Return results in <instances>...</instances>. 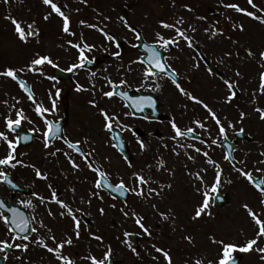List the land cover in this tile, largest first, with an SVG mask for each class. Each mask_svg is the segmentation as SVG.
Wrapping results in <instances>:
<instances>
[{"label": "rangeland", "instance_id": "obj_1", "mask_svg": "<svg viewBox=\"0 0 264 264\" xmlns=\"http://www.w3.org/2000/svg\"><path fill=\"white\" fill-rule=\"evenodd\" d=\"M60 3L67 4L72 13L70 16L71 30L76 33L75 37L63 32V21L59 16L53 14L48 21L43 19L46 12L51 11V9L43 5L42 0H8L7 3L0 0V70L9 66L22 67L30 62L37 53L51 55L59 62L60 68L67 69L70 46L66 42L68 40L77 41L81 33L98 32L82 26L79 23L81 20L89 24H107L109 32L124 35L129 31L119 19L123 16L140 31L150 32L153 35L156 32H161L167 37L174 35V33L162 28L160 21L172 23L182 16L185 20L183 25L185 29H189L190 25L197 29L194 33L189 30V35L202 49L201 56L206 57V61H200V67L194 68V63L199 60L187 51L176 50L174 54L175 67L183 71L187 79L197 75V85L191 84L190 87L194 95L204 99L218 114L222 117L226 116L236 124L235 130L228 129L230 140H233L235 133L241 127L244 129L249 141L238 144L235 151L236 160L245 161L247 165L245 170L252 171L254 176L264 175L255 171L256 168H264V164L257 163V161L264 160V155H261L264 153V120H261L260 114L255 111L257 107L264 108V94L260 93V74L264 72V66H262L264 61L260 59L259 55L260 52L264 51V23L253 20L234 9L222 6L223 4L235 3L242 8L253 11L247 0H88L87 4L81 3L80 0H60ZM255 3L264 8V0H255ZM184 5H189L193 11H187ZM76 9L79 11L77 12ZM9 16L23 21L25 26L27 23L35 21V26L39 28L40 35L31 38L27 44L21 42L15 33L14 25L7 19ZM104 17H111V20H105ZM197 17H206V19L201 20ZM234 22L236 24L242 23L244 31L234 30L232 26ZM206 28L222 29L223 35L211 37L210 32H205ZM186 46L181 41L178 49ZM247 49H251L255 55L248 56ZM228 52L232 53L231 57L225 56V53ZM180 58L183 59V63L179 60ZM206 62L216 66L217 75L209 74ZM53 69V67L45 65V72L48 76L54 75ZM237 70L241 74L239 77L235 75ZM199 75H202L203 78L200 79ZM221 77L239 83L238 98L230 104L224 103V97L228 95V92ZM22 78L26 79L35 94H38V101L41 100L42 96L49 95V90L54 95L56 89H60V95L67 93V83L55 82L47 79L46 76L34 73H27ZM186 78L184 79L186 80ZM11 81L9 78L0 77V113H3L0 115V130H4L3 117L8 114V107L3 101L7 100L8 104L11 105L15 103L13 97L22 101L16 107L23 108L26 115L34 122L25 121L23 129L29 130L38 127L36 118L38 116H34L33 104L25 95L21 94L19 88L15 87ZM160 82H162L161 79ZM177 96L176 92H171L173 99L169 101L170 109L176 107L178 110L180 101L184 102L183 98ZM44 106L50 107L48 104ZM112 106L106 102V107L109 110ZM240 111L247 113L242 123L239 122ZM194 112L192 118L177 117L175 119L178 124L184 127L188 126L192 119L203 118L207 115L200 105L194 107ZM176 114L178 113L174 112V115ZM124 116L122 121L127 123L128 118L126 119ZM13 118H15L14 113ZM209 125L213 136H215L218 129L210 120ZM225 126L227 127V125ZM160 128L164 131L163 138L155 140L154 147L149 152V157L153 158L154 162L151 159V167H146V172H148H144L146 176H152L155 183H152L151 187L157 188L160 195L147 200L135 196L128 203L130 209L144 217V223L150 227L152 236L143 234L133 218L124 217L120 211L124 207L123 204H118L100 193L104 200L92 198V204L89 207L87 203H81L82 197L76 193L75 200L72 199L71 202H75V207L82 208L92 222L90 227H85L86 236L81 233L79 240H75L73 236L74 244L66 248L67 253L76 260V264H89V260L82 259L89 253L98 258L102 257L106 250V244L112 245L114 250L112 259L116 264H167L163 255L156 252L155 248L152 247L153 245L169 250L173 264H195L198 259L202 260L203 264H208L209 260L216 261L221 254L220 244L212 242L213 236L217 241L224 240L237 244H243L246 240L254 238L257 226L243 205L247 203L254 211L264 213V203H261L260 192L245 177L235 171L229 162L224 160L225 152L221 147H214L210 155L223 168L219 192L226 194L229 201L225 207L216 208L212 199L211 207L208 209L211 215L205 214L198 219H193L195 209L204 199V192H208L209 196H214V193L211 192V185L214 182L216 170L213 166L206 164L203 156H198L196 161H191L179 149L177 150L180 151V155L176 156L172 151L175 144L170 139L174 134L170 123ZM188 142L191 143L192 141ZM166 144L168 147H165ZM5 145H0V152L5 148ZM197 146L204 147L199 144ZM35 150L36 148L33 147L31 150L24 151L26 163L34 164L36 167L44 165L45 169L48 170L50 163L46 161L49 159L46 156V151H44L45 154L34 156L32 152ZM189 151L191 152L190 149ZM98 153L105 157L107 166L103 165V168L110 172L114 181H117V177L122 175L129 183L132 173L138 171V166L131 168L126 166L109 149L102 152L96 151V154ZM191 154L197 155L195 152H191ZM160 159L165 161L166 168L159 169L157 167V162ZM39 163L41 164L38 165ZM242 166V164L237 165V167ZM205 167L208 169L207 172L202 171ZM196 172H201V175L204 176L203 184L195 178ZM93 184L92 179L90 183H84V200L91 198L90 191H95ZM168 184L172 185L170 189L166 186ZM160 185H164L162 190ZM79 186H82L81 182L75 187L76 191H78L77 187ZM197 188L200 191H197ZM60 189V186L56 187V190ZM112 204H115L116 207L112 208L110 206ZM152 205L156 207L153 208ZM53 206L55 207V205ZM100 207L106 209V214L103 216L98 211ZM160 213L168 214L169 219L164 220ZM56 217L60 222L61 217L58 213ZM261 218L264 219V215ZM72 227L66 223V226L60 227L63 229L59 233L63 235L65 232L72 234ZM89 229L91 232L103 235L104 244L93 240L89 235ZM125 231L136 233L143 238L139 257L135 256L126 245L120 242L124 239L123 233ZM188 236L192 237L191 242L185 239ZM117 237H120V240ZM258 247H264V237H261ZM159 255L161 256L159 257ZM234 256L241 257L240 264H264L260 254L255 251L236 252Z\"/></svg>", "mask_w": 264, "mask_h": 264}, {"label": "snow or ice", "instance_id": "obj_2", "mask_svg": "<svg viewBox=\"0 0 264 264\" xmlns=\"http://www.w3.org/2000/svg\"><path fill=\"white\" fill-rule=\"evenodd\" d=\"M5 3L8 0H4ZM81 3L87 4L88 0H80ZM43 5L49 7L51 11L46 12L43 19L48 21L53 14L59 16L63 21L62 30L64 33L75 37L76 33L71 30V19L68 14V5L61 4L60 0H42ZM248 5L253 9L250 11L246 8L240 7L239 4L230 3L223 4L222 6L225 8L234 9L236 12L242 13L247 17L259 21L260 23H264V8L259 7L255 0H247ZM185 9L189 12L193 11V9L189 5H184ZM78 12L79 9H76ZM257 13H260L259 15ZM102 15V14H101ZM14 25L15 33L18 39L27 44L29 43L31 38L38 37L40 35V30L35 26L36 22L33 21L31 23H27L26 26L23 21L16 19L15 17H7ZM105 20H111V17H104ZM120 21L123 23V26L128 29V31L132 32L137 43L132 44V47H139L141 44L147 49L150 53L147 58V63L143 59H138L136 61H132V63H140L144 64L142 69V80L139 85V88L156 92L160 90L161 84L159 83L160 79L165 77L172 80V83L181 93V95L185 96L188 100L192 101L195 104L200 105L207 115L203 118L196 117L192 119L191 123L188 126L182 127L176 121L175 117H172L169 121L173 135L170 139L174 142L175 147L172 151L176 156L180 155V151H183L187 158L191 161H196L198 156H203L205 158V162L207 165H211L216 170V175L214 178V182L211 185V192L217 194L216 196H209L208 192H204V199L202 203L195 209V214L193 219H198L202 215H211V212L208 209L211 207V200L218 198L219 188L221 185V177L223 175V168L219 162H217L212 155H210L211 150L214 147H221L223 142L228 139V129H236V124L229 120L226 116L222 117L212 106L205 102L204 99L194 95L191 91L182 86V81L179 80V73L175 68L172 67L171 64L167 62L165 58L161 56V52L158 49L167 50L169 46H175L179 48L181 41H183L188 48H195L196 42L194 38L189 35V30L191 32H196L195 26L190 25L189 29H185L183 25L185 24L184 18L181 16L176 19L174 22L169 23L166 21H160V26L164 29H168L174 33L172 36H165L161 32H156L154 34L153 40L151 43L145 42V37L142 31L138 30L135 26H133L125 17H119ZM197 19H206V17H197ZM82 26L94 29L101 33L105 38V41L108 44H114L117 51L113 52L112 55L121 59V52L119 51L121 45L119 43V38L110 33L107 30V24L103 23H95L89 24L84 20L79 22ZM233 29H238L239 31H244V25L233 23ZM205 32H210L211 37H216L217 35H223L222 29H205ZM71 48H75L77 50V58L76 62L70 64L66 71L68 72H76L79 69H84L86 64H92L93 59L87 55V53L93 52L97 45L94 43H89L88 40L84 37L83 33H81L80 37L77 41L68 40L66 42ZM103 47V45H102ZM105 51H108V48H104ZM248 56H254L255 53L252 52L251 49H247ZM232 53H225V56L231 57ZM238 55V53H237ZM260 59L264 61V51L260 52ZM200 61H206V57L200 56L199 61L194 63V68L200 67ZM223 62V60H221ZM45 65L51 66L53 68H59V62L55 60L51 55L45 54L41 55L39 53L30 60L26 65L22 67H13L9 66L3 70H0V77L9 78L12 81H15L20 89L27 95L28 100L34 106V111L37 116L41 118L44 123V129L41 130L38 127H33L28 131L30 133H41L42 142L45 149H50L53 147L55 140L60 139L63 140L67 149L71 150L77 154L87 165L88 169L94 173H96L97 179L94 181L95 191H90V197L87 200L81 199V203H87L89 207L92 204V198L99 199L101 201L104 200L103 195H101V191L103 189L109 190V195L112 193L118 194L119 197H126L129 194L135 195L137 197L143 198L145 200L152 198L153 196H159L160 191L157 188L151 187L152 183H155L151 175H145L143 169L134 171L132 173V184L131 186L126 182L124 176L120 175L117 177V182L113 183L111 181V174L109 171L103 168V166H97L96 160L94 159L96 148L92 147L90 151L85 152L81 145L89 143L87 139L84 140H71L65 136H62V129L58 122L50 119V115L53 114L57 109L56 99L53 98V93L49 90V99L51 100V107H46L41 101H38L35 95L34 90L29 87L28 81L23 79V75L27 73H34L40 76H46L47 79L56 81L57 78L55 76H48L45 72ZM264 66V65H262ZM209 74L214 75V70L212 68H208ZM237 77L241 74L237 70L235 73ZM96 76L95 72L90 74V80ZM105 83L108 85V91H102V95L105 98L111 100L114 96H120L123 98L132 99L127 96L126 92L117 91L118 88L121 87H131L128 83L127 79H120L119 82L114 81L110 76L103 77ZM224 85L227 88L228 95L224 97V103L230 104L236 98H238L239 83L238 81H234L232 79H225L221 77ZM91 88L95 89L94 81L91 84ZM89 88H85L84 85H81L77 82L76 91L77 92H87ZM260 93L264 94V72L260 74ZM60 89H56L55 96L59 97ZM256 95V93H253ZM15 103L9 105L8 101L5 100L3 103L8 107V114L4 115V130H0V145L6 144L7 150L6 154L0 156V183H6L11 185L13 188L18 187L17 184L13 182V178L11 174L7 171V169H16L17 166L22 167H31L34 172L36 178L40 180L47 181L49 179L48 173L46 171H42L39 167H36L34 164H27L23 160L18 159L17 149L21 145V142H27L32 139L30 135H21L18 130L21 129L22 124L27 121L28 123H34L30 117H28L23 108H17L16 105L22 103V101L17 98H12ZM89 103L93 107H97V101L92 99ZM135 107L137 109L143 110L145 106H151L155 108L156 102L152 96H140L135 98ZM100 115H102L104 119V129L110 134L113 133L114 128H120L121 132L130 130L129 125L124 124L120 116L115 113H109L105 108H100ZM256 112L260 114V119L264 120V108L257 107L255 109ZM13 113L15 118H13ZM3 115V113H0ZM124 115H129V113H124ZM131 115L135 116V113H131ZM247 116V113L244 111H240V119L239 122L242 123L244 118ZM209 120L214 122L218 132L215 136H213L211 126L209 125ZM227 125V127L225 126ZM239 133H243L244 129L241 127ZM206 137V138H205ZM112 140H115L117 143L112 144L113 147H116L119 144V147L123 148V141L120 136V133H117L114 137H111ZM188 141H192L189 143ZM197 142L204 147H198ZM137 143L140 146L142 151L147 150L146 143L137 137ZM165 147H168L166 144ZM179 149L180 151H178ZM195 152L197 155H192L191 152ZM232 146L228 145V151L224 155V160L231 163L235 171L239 172V174L245 177L249 183H251L257 191L261 194V203H264V175L254 176L252 171H246V162L245 161H234V157L232 154ZM65 156V158L69 161L72 168L80 171V164L73 159L71 153L69 151H63L61 148H56L55 151L49 153L51 156H56L57 153H61ZM264 155V153H261ZM124 160L128 163V166L131 168L132 164L127 156H124ZM258 164H264V160L257 161ZM237 164H242V167H237ZM157 167L159 169L166 168V163L163 159H160L157 162ZM203 172H207V167L202 169ZM255 171L257 173L264 174V168H256ZM195 178L201 183H204V176L201 175V172H196L194 174ZM231 183V181H229ZM169 189L172 187L171 184L166 185ZM164 185H160L161 190ZM48 188L51 190L50 197H45L39 193L33 192L32 196L39 200L40 204L49 205L56 204L59 206L61 211L58 215L63 218H71L73 222L72 234L64 233V237L62 239H57V236L54 234L53 229L45 223L43 218L37 219L36 216H25L18 208H9L8 212L11 213V216L5 214L4 212H0V223H3L4 227L7 230L6 238L0 239V253H3V259L7 260L8 253L12 249L19 250L22 253H27L29 251L30 245H37L43 249H45L48 253L52 254L58 264H76V260H74L71 254H65L66 247L72 246L74 244L73 236L75 240H79L81 238V225H82V216L87 215L84 213L82 208H73L72 204L69 201L60 198L58 191L53 189L52 184H48ZM197 191H200L197 188ZM71 192L73 193V200H75L76 189L72 188ZM113 199H117V196H112ZM21 204H25L26 206L32 207L35 209L37 205L33 203L31 199L24 201H20ZM112 208H115L116 205H110ZM155 208V205H152ZM244 209L247 211L248 215L251 217L254 224L257 226L255 231L254 238H250L246 240L243 244H237L235 242H226L224 240L217 241L216 238L212 237L213 243H218L221 246V254L218 256L216 261L209 260L208 264H237L234 253L236 252H257L260 254V258L264 260V247H258L261 237H264V219L261 218L264 213H258L250 207L249 204L245 203L243 205ZM0 208H7V205L4 200L0 199ZM127 209V210H126ZM99 213L101 216L106 214V209L104 207L99 208ZM125 218H133L135 224L142 230L143 234L151 237L152 231L150 227L146 226L144 223V217L134 210L130 209L127 204V200L124 201V207L120 209ZM48 215L50 217H54V213L51 208H47ZM80 214V215H78ZM164 220L169 219V215L166 213H160ZM31 226V227H30ZM35 233L36 238L32 239L30 235H21L23 233ZM89 235L93 240L99 241L101 244H104V237L101 234H97L91 232L89 229ZM137 235L136 233L125 231L123 233L124 239L120 240V237H117L118 240L137 257L140 256V253L136 246L131 241V237ZM190 242L192 241V237H185ZM20 241V242H17ZM49 241L51 243H49ZM155 248L156 252L161 253L165 258L167 264H173V258L170 255L169 250H165L163 248L157 247L156 245L152 246ZM106 250L104 251L102 257H97L91 253L89 255L82 257V259H86L90 261V264H115L113 261V247L111 244L105 245ZM16 259H22L21 256H17ZM156 259V257H153ZM195 264H203L202 260H196Z\"/></svg>", "mask_w": 264, "mask_h": 264}, {"label": "flooded vegetation", "instance_id": "obj_3", "mask_svg": "<svg viewBox=\"0 0 264 264\" xmlns=\"http://www.w3.org/2000/svg\"><path fill=\"white\" fill-rule=\"evenodd\" d=\"M142 32L145 37V42L151 43L154 35L150 32ZM85 34L86 36L84 37L87 38L89 43H94L97 45L93 52L87 53V55L93 59L94 65L96 67L91 70L79 69L76 72H72V78L69 81H63V83H67V93L65 95H59V97H56L53 94V98L56 99L57 102V109L53 114L50 115L49 118L59 123L62 129V136H65L73 141L87 139L89 143L81 145L85 152L90 151L92 147H95L97 152H102L106 149H109L111 152L115 153V156L118 157L119 160L128 166L117 147L112 146V144L116 142L115 140H112L111 137H114V134L116 135L117 132H121L120 128H114V131L110 136V134L104 129V119L102 115H100L99 109L102 107L109 111V113H115L119 115L121 121L123 119L124 113H129V115H125L126 119L128 118V121L124 124L129 125L130 130L121 132L122 139H124L125 143L130 149V152L132 153V167L138 166V170L143 169V172H146V167L150 168L153 161V158L149 157V152L154 147L155 140H161L163 138L162 134L164 131L161 130L160 127L168 124L170 117L192 118L195 114L194 107H197L198 104L193 103L185 96L181 95L172 81L167 77L161 79L162 82L159 81L161 88L156 92L148 91L142 88L138 90L142 80V69L144 64L132 63V61L143 59L146 56L147 49L142 44L135 48L131 46L132 44L137 43L132 32L129 31L124 35L113 33L120 39L119 43L121 47L119 51L121 52V59H117L112 55V53L117 51V49L114 44H108L101 33H83V35ZM91 35H93V37H91ZM182 43L186 45L183 41ZM104 48H108V51H105ZM160 50L165 51L167 62L171 64L172 67L175 68L179 73L182 86L192 92L190 87L191 84L197 85V75L193 76L191 79H187L185 73L175 67L174 54L176 50L187 51L189 54H193L195 58L199 60L198 57L201 56L202 52L200 46H196L195 48H188L186 46L182 49H178L175 46H169L167 50ZM69 51L70 56L68 58V65L76 62L78 55L75 48L69 47ZM179 60L181 63H183L182 58ZM206 63L208 70L209 63ZM92 72H95L96 76L90 80V74ZM105 76H110L116 82H119V80L122 78L127 79L131 87H121L119 88L120 91L128 92L134 99L140 96L150 95L156 102L155 108H152L151 106H145L143 110H140L137 109L135 107V103H133V108L131 109L127 105L126 100L120 96H114L111 100L103 97L102 91L110 90L103 79ZM183 77L186 78V80ZM198 77L200 79L203 78L202 75H199ZM93 81L95 83V89L91 88ZM77 82L81 85H84L85 88H89L90 90L87 92H77ZM171 92H176L178 94L177 97L183 98L184 102H178L180 103L178 110L176 107L170 109L171 106L169 101L173 99L171 97ZM192 93L194 94V92ZM36 98L37 100L39 99L38 94L36 95ZM92 99L97 101V107H93L89 103V101ZM46 100L50 101L48 106L51 107L49 95L42 96L41 100L39 101L44 104ZM106 102H109L113 105L110 110L106 107ZM173 103L175 104V102ZM133 112L135 113V116L131 115ZM174 112H177L178 114L174 115ZM36 118L38 120V128L43 130V121L39 116ZM36 134L37 142L33 143L30 147L17 149L18 159H21L26 163V153H24V151L28 149L31 150L33 147L36 148L35 152H32V155L34 156H39L46 153V156L49 158L48 160L46 159V161H49L48 163H50V168L46 170L44 165H40L41 163L38 165L41 166V168L40 166L39 168L42 171L46 170L49 179L47 181L40 179L37 180L35 172L31 167L17 166L16 169H7L13 178V182L17 184L18 187L13 188L11 185L6 183H0V199L4 200L7 205V208H0V212H4L5 214L11 216V213L8 212L7 209L15 207L18 208L25 216H36L37 219L43 218L45 223L53 229L57 239H62L64 235L59 233V231H61L63 228L60 229V227L66 226V223L73 226L71 218H61V221L59 222L56 217V214L61 211L59 206L56 204H40L39 200L32 196V193L36 192L45 197H50L51 190L48 188V184H52L53 189H56V187L60 186L61 189L57 190L60 198L69 201L73 208H78V206L75 207V202H71L73 199V193L71 192V189L75 188L77 184L79 185L81 182L82 186L77 187L78 191H76V193L84 198V183H90L91 179L94 183V181L97 179V176L96 173L88 169L87 165L77 154L67 149L63 140L57 139L55 140L52 148L45 149L42 142L41 133L36 132ZM137 137L146 143L147 150L142 151L140 149V146L137 143ZM197 144L199 143L197 142ZM56 148H61L63 151H69L73 159H75L76 162L80 164L81 170L77 171L73 169L62 152L57 153L56 156L51 158L49 153L55 151ZM6 150L7 145H5V148L1 150L0 156L5 155ZM44 151L46 152L44 153ZM94 159L96 160L97 166H107V161L101 154L95 153ZM111 181L113 183L117 182L112 178ZM128 184L131 186L132 179ZM93 190H95L94 184ZM101 194H103L105 197H110L104 190L101 191ZM130 196V198L135 197V195L132 194H130ZM29 199H31L33 203L37 205L35 209L20 203L21 200L27 201ZM115 202L118 204H123L119 199L115 200ZM53 205H55V207ZM47 208H51L52 212L55 214L54 217H50L48 215ZM81 218V233L86 236V232L84 231L86 228L91 226L92 222L87 215H83ZM6 233V228L4 227L3 223H0V239L6 238ZM21 235H30L32 239L36 238V234L31 233V231L29 234L23 233ZM139 237L140 242L143 243V238L141 236ZM49 243L51 242L49 241ZM65 254H68L66 249ZM76 254L79 256L78 252H76ZM17 256H21L22 259H16ZM2 257L3 253H0V264H56L58 262L55 260L52 254L48 253L45 249L37 245H30L29 251L27 253H22L19 250L12 249L8 253L9 258L7 260H4ZM88 262L90 264V261Z\"/></svg>", "mask_w": 264, "mask_h": 264}, {"label": "water", "instance_id": "obj_4", "mask_svg": "<svg viewBox=\"0 0 264 264\" xmlns=\"http://www.w3.org/2000/svg\"><path fill=\"white\" fill-rule=\"evenodd\" d=\"M149 53V52H148ZM150 54V53H149ZM161 56L163 57V53L161 52ZM164 58V57H163ZM146 62H147V59H146ZM59 72V78L60 79H62V78H67V75H65L63 72H61V71H58ZM22 135H24V134H22ZM30 136H32V135H30ZM239 139H242V140H244V139H246L245 138V136L243 135V134H238V135H236V140H239ZM33 141V136H32V139L30 140V141H27V142H21V145H28V144H30L31 142ZM236 141L233 143V144H230V143H228V142H225L224 144H223V146H225L226 147V150L228 151V145H231L232 146V154H233V151H234V147H235V145H236ZM118 147H119V144L117 145ZM119 149H120V151L123 153V155L124 156H127L128 158H129V160H130V156H129V154H128V150H127V146L123 143V148L121 149L120 147H119ZM234 162V161H233ZM106 189V188H105ZM108 192H109V190L108 189H106ZM112 195L113 196H118V194H116V193H112ZM124 200H127V196L126 197H122ZM215 203H216V205H218V206H220V207H223L224 205H226V203H227V198L225 197V196H220V195H218V198H215ZM131 241H132V243L134 244V245H136V237L135 236H132L131 238ZM236 261H237V264H239L240 263V259L239 258H236Z\"/></svg>", "mask_w": 264, "mask_h": 264}]
</instances>
